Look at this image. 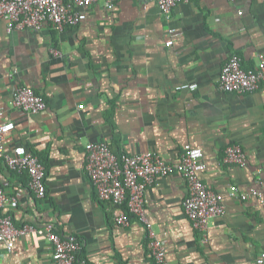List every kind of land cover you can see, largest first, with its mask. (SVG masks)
<instances>
[{"label":"crops","instance_id":"obj_1","mask_svg":"<svg viewBox=\"0 0 264 264\" xmlns=\"http://www.w3.org/2000/svg\"><path fill=\"white\" fill-rule=\"evenodd\" d=\"M64 30L46 23L18 29L0 19V109L16 123L5 141L42 160L47 195L37 198L26 172L0 159V186L9 198L1 214L15 225L52 226L78 239L85 264H156L146 223L99 199L86 172V145L107 143L116 153L153 151L170 163L186 145L203 150V181L223 195L225 213L195 228L185 211L188 184L178 173L148 188L145 213L170 264H259L264 253V206L230 194L264 182V85L251 93L221 89V70L238 55L247 69L264 56V0L179 2L168 21L154 0H104ZM176 29L167 46L168 30ZM196 84V88L178 89ZM21 86L34 88L47 108L23 114L13 104ZM84 105L83 109L79 106ZM247 154L245 166L225 162L228 146ZM48 238L18 237L0 264H54ZM264 264V263H263Z\"/></svg>","mask_w":264,"mask_h":264},{"label":"built area","instance_id":"obj_2","mask_svg":"<svg viewBox=\"0 0 264 264\" xmlns=\"http://www.w3.org/2000/svg\"><path fill=\"white\" fill-rule=\"evenodd\" d=\"M100 0H0V19H5L10 26L18 29L39 30L46 23L54 29L62 31L67 26H77L87 18L86 9ZM112 9L118 0H104ZM171 21L175 6L179 2L191 0H154ZM171 46L173 37L179 32L174 28L168 30ZM264 85V56L255 68H245L243 60L232 54L222 67L220 87L230 93H251ZM196 84L182 85L178 89L196 88ZM13 104L23 114H38L47 108L44 97L29 86L18 87L13 93ZM80 109L84 105L79 106ZM16 123L5 119L0 109V159L14 171L26 172L29 175V187L37 198L47 195L46 169L40 159L24 146H16L12 150L5 147V141L15 130ZM203 150L200 147L186 145L181 158L170 163L153 151L141 153H116L107 143L89 142L86 145V172L97 190L99 199L113 203L119 208L116 222L119 226L130 225L129 214L137 216L145 222L148 232V247L157 264H170L166 258V249L158 239L145 213V197L147 190L158 178L168 177L174 173L181 175L188 184V196L184 206L187 216L195 228L204 230L211 218L225 213L223 195L211 189L202 179L201 171L206 168L202 160ZM247 154L240 147L228 146L225 151V162L245 166ZM230 194L237 200L246 201L255 198L264 206V182L261 188L242 192L236 185L230 188ZM16 203V198H9L0 186V211L9 201ZM127 210H126V209ZM36 232L48 238L53 252L54 264H85L79 259L82 244L78 239L65 237L57 233L52 226L36 227L23 225L18 227L13 217L0 212V242L9 251L15 247L18 237ZM264 263V253L258 259Z\"/></svg>","mask_w":264,"mask_h":264},{"label":"trees","instance_id":"obj_3","mask_svg":"<svg viewBox=\"0 0 264 264\" xmlns=\"http://www.w3.org/2000/svg\"><path fill=\"white\" fill-rule=\"evenodd\" d=\"M41 162H42V160H40ZM43 163V162H42ZM126 209V208H125ZM127 210V209H126ZM131 215L132 214H129V218L131 217ZM57 232V231H56ZM79 259L80 260H83L82 258H81V252H80V254H79ZM154 260V259H153ZM83 261H85V260H83ZM154 262L157 264V262L154 260Z\"/></svg>","mask_w":264,"mask_h":264}]
</instances>
